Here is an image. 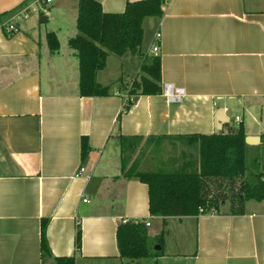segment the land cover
Returning a JSON list of instances; mask_svg holds the SVG:
<instances>
[{
  "label": "crops",
  "instance_id": "obj_1",
  "mask_svg": "<svg viewBox=\"0 0 264 264\" xmlns=\"http://www.w3.org/2000/svg\"><path fill=\"white\" fill-rule=\"evenodd\" d=\"M35 1L0 0V264L60 257L75 264H264V201L247 202L243 215L152 216L148 185L122 169L127 140L214 135L231 128V115L246 139H258L248 152L264 165V0H168L162 17L146 18L140 54L150 64L159 33L162 84L184 94L175 101L139 96L126 113L123 84L140 75L141 58L109 54L97 75L109 96L82 97L69 45L78 35L79 0H53L21 20ZM95 1L105 13H123L142 0ZM8 23L19 32L6 36ZM49 33L59 41L56 52ZM220 108L230 121L218 131ZM83 138L91 148L84 163ZM126 220L150 223V257H121L117 231Z\"/></svg>",
  "mask_w": 264,
  "mask_h": 264
},
{
  "label": "trees",
  "instance_id": "obj_2",
  "mask_svg": "<svg viewBox=\"0 0 264 264\" xmlns=\"http://www.w3.org/2000/svg\"><path fill=\"white\" fill-rule=\"evenodd\" d=\"M168 0H142L128 3L123 13H105L95 0H79L78 35L69 40L79 61V90L82 97L109 96V88L97 81L98 73L106 67L109 54L118 57L127 53L140 54L144 40L143 22L146 18L162 17ZM6 36L9 34L6 33ZM52 52L60 48L57 36L49 33ZM144 75L132 82L123 113L130 110L139 96L164 94L161 78V59L153 57L143 66ZM163 138H155L160 142ZM197 141L199 144V166L192 172L152 171L138 174L141 182L149 187L150 214L160 217L199 216L200 211L222 212L223 201L229 203V212L245 214L249 201H264V172L251 173L248 169V145L243 125L230 128L228 132L214 135H188L177 137ZM127 139H123L125 141ZM141 140V138H132ZM91 151L89 141L82 140V163ZM133 176L131 174L127 175ZM230 188L229 196L221 192L224 184ZM218 185L219 191L214 189ZM235 187V188H234ZM216 190V191H215ZM47 225L42 226L41 251L45 260L52 255L46 238ZM162 238V237H161ZM117 241L122 258L138 260L151 256L149 238L144 221H129L119 226ZM162 244V239L161 242ZM82 247V231L77 230L76 251ZM56 264H75V258H53Z\"/></svg>",
  "mask_w": 264,
  "mask_h": 264
},
{
  "label": "rangeland",
  "instance_id": "obj_3",
  "mask_svg": "<svg viewBox=\"0 0 264 264\" xmlns=\"http://www.w3.org/2000/svg\"><path fill=\"white\" fill-rule=\"evenodd\" d=\"M76 8V7H75ZM78 9V8H77ZM78 13V10H77ZM134 55V54H133ZM141 58L140 60V75L136 77H129L123 89L128 93L131 84L136 79H139L141 75H144L143 66L146 65L141 54H136ZM135 56V55H134ZM113 57L115 55L113 54ZM231 128L237 127L235 115H231ZM230 128L225 126L224 131L228 132ZM255 155L248 153V169L251 173L264 172V165L257 163ZM264 164V163H262ZM199 166V144L197 141L186 139H164L160 142L155 140H127L123 144L122 152V169L125 175L131 174L137 176L138 174H144L152 171L162 172H192ZM218 185H214V189H217ZM225 187L221 188V192L224 191L227 196L230 194V187L227 183ZM235 188V187H234ZM216 191V190H215ZM219 191V188L217 189ZM222 212H229V203L227 200L223 201ZM156 227L149 229V232H154ZM50 259L45 260L47 262ZM131 260V259H130ZM134 263V262H133ZM54 264H56L54 262ZM139 264V263H136Z\"/></svg>",
  "mask_w": 264,
  "mask_h": 264
},
{
  "label": "built area",
  "instance_id": "obj_4",
  "mask_svg": "<svg viewBox=\"0 0 264 264\" xmlns=\"http://www.w3.org/2000/svg\"><path fill=\"white\" fill-rule=\"evenodd\" d=\"M53 0H36L35 2L31 3V4H28V5H25L24 9L21 11V13L19 14V17L21 20H26L28 19L29 17V14L31 12H35V11H45L47 10V8H49L52 4ZM4 31L5 33L9 34V35H12V34H16L19 32V29L18 27L16 26L15 23H8L7 25H5V28H4ZM160 34L158 33L156 35V40H157V43L156 45L154 46L153 48V52L154 54L156 55V57L159 56V52H160V45H159V42H160ZM164 94L172 101H175V100H179L181 98V96L184 94L183 90L182 89H177L175 88L173 85H166L164 87ZM236 122L237 123H241V119L238 117L236 119ZM81 172H84V168L81 169ZM88 200H84V202H87ZM208 213H217L216 210L214 209H211L210 211H205V210H201L200 211V214H208ZM129 220H126L124 222V224L128 223ZM135 223H138V221H136ZM145 225L147 227L150 226V223L149 222H146Z\"/></svg>",
  "mask_w": 264,
  "mask_h": 264
},
{
  "label": "water",
  "instance_id": "obj_5",
  "mask_svg": "<svg viewBox=\"0 0 264 264\" xmlns=\"http://www.w3.org/2000/svg\"><path fill=\"white\" fill-rule=\"evenodd\" d=\"M215 118H216V128L218 131H221L223 128V125L229 123V121H230L226 117L225 111L223 108H220L217 110ZM257 141H258V139H256V140L253 138H247L246 139L247 144H253V143H256Z\"/></svg>",
  "mask_w": 264,
  "mask_h": 264
}]
</instances>
